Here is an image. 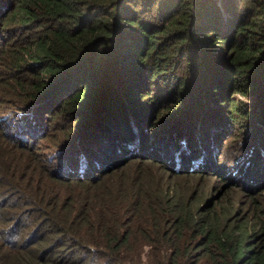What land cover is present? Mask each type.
Instances as JSON below:
<instances>
[{"label": "trees", "instance_id": "1", "mask_svg": "<svg viewBox=\"0 0 264 264\" xmlns=\"http://www.w3.org/2000/svg\"><path fill=\"white\" fill-rule=\"evenodd\" d=\"M0 223V264H264V0H0Z\"/></svg>", "mask_w": 264, "mask_h": 264}, {"label": "rangeland", "instance_id": "2", "mask_svg": "<svg viewBox=\"0 0 264 264\" xmlns=\"http://www.w3.org/2000/svg\"><path fill=\"white\" fill-rule=\"evenodd\" d=\"M240 100H243V98L239 97ZM2 215V214H1ZM2 225V223H0V226Z\"/></svg>", "mask_w": 264, "mask_h": 264}]
</instances>
